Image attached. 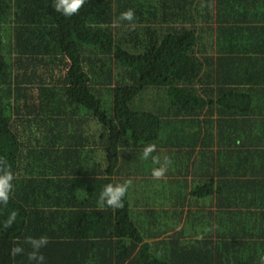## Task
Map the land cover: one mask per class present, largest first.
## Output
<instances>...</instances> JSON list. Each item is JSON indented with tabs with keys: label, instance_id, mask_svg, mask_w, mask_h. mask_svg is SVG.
I'll list each match as a JSON object with an SVG mask.
<instances>
[{
	"label": "trees",
	"instance_id": "1",
	"mask_svg": "<svg viewBox=\"0 0 264 264\" xmlns=\"http://www.w3.org/2000/svg\"><path fill=\"white\" fill-rule=\"evenodd\" d=\"M52 4L0 0V156L15 175L0 221L19 213L0 264H34L29 236L48 237L45 264H262L264 0H86L71 17ZM149 144L195 178L189 197L153 199L172 206L146 211L170 220L150 236L126 196L98 205L118 162L152 174ZM182 220L190 240L166 234ZM56 245L75 257L52 262Z\"/></svg>",
	"mask_w": 264,
	"mask_h": 264
},
{
	"label": "crops",
	"instance_id": "2",
	"mask_svg": "<svg viewBox=\"0 0 264 264\" xmlns=\"http://www.w3.org/2000/svg\"><path fill=\"white\" fill-rule=\"evenodd\" d=\"M52 83H55L54 81ZM184 148V150H186ZM85 157V155H84ZM163 163V161L161 160ZM103 164V162H101ZM193 162H174V164L171 162L167 166L168 170L165 174V176L161 179H155L152 174L149 171V165L147 166H140L139 168L133 165L132 162H118V168H117V174L115 176L116 184L118 183H124L126 181L131 180L132 184L131 187L128 189V192L126 194L127 202L129 206V211H131L139 217V215H142V219L140 221V227L139 229L146 230V234L150 236V232H153L156 227H159V225H164L170 222L169 219H162L161 217L157 219L158 215L153 214V216H149L146 214L147 210H170V207L172 206L170 201L163 203V205H158V202H153V199H162L166 198L169 199L170 194L173 195V198H176L177 194L183 193L184 196L189 197L188 192L191 189L190 184L193 182L192 180L195 179L194 177L190 176L191 174L185 175V171L187 168L191 170ZM160 165H157L156 167H159ZM150 174V175H149ZM151 180V181H150ZM177 183H180L182 187L178 188ZM188 185V190H185V185ZM167 189L163 190L165 186ZM159 193H162L161 196H158ZM177 201V200H173ZM206 210V209H203ZM186 211V208H185ZM186 212H184L185 214ZM147 217V219H146ZM136 220V219H135ZM134 220V221H135ZM137 225V223H136ZM184 220L178 225L171 227V231H168L166 234H171L172 230L177 231L181 230L184 232ZM161 227V226H160ZM152 230V231H150ZM215 230V228L212 226L209 229H206V232ZM180 239V238H179ZM184 241L190 240L191 237L188 234V232L185 235V232L183 234ZM181 240V239H180ZM145 241H149L148 239H145ZM69 242V240H68ZM74 246L72 245L71 250L66 247L61 246H55V249L53 250L50 259L54 263H61L64 262L63 260L67 258L75 257L74 252ZM115 252L113 249H107L105 251L106 258L100 259L102 252H97L96 249H92L91 251H86L83 253L86 261L88 256L96 255L97 256V262L101 263L107 258H112V255ZM131 256L122 262V264H128L131 260Z\"/></svg>",
	"mask_w": 264,
	"mask_h": 264
},
{
	"label": "clouds",
	"instance_id": "3",
	"mask_svg": "<svg viewBox=\"0 0 264 264\" xmlns=\"http://www.w3.org/2000/svg\"><path fill=\"white\" fill-rule=\"evenodd\" d=\"M86 0H53V9L65 17H71L76 15L80 9L85 5ZM201 7L211 8V4H201ZM135 12L133 9H128L120 14L119 21L132 22L135 20ZM157 149L155 144L147 145L142 151V159L148 160L150 157L153 164L160 165L152 170V176L155 179H161L165 176L168 168L167 166L171 164V160L168 157L164 158V162H161L159 156L152 155ZM15 175L11 170V165L8 163L7 158L0 156V215L3 214L4 210L7 208L9 201L14 192L13 181ZM131 180L124 183L118 184H107L102 189L98 205L101 207L108 206L111 208H123L124 207V197L126 196L128 189L131 187ZM19 213L16 210H12L7 218L0 221V231H5L12 227L17 221ZM31 246V251L28 252V260L34 262V264H45V256L42 253V249L45 248L49 239L47 236H40L34 238L29 236L26 241ZM24 249L22 247H13L11 249V256L15 257L17 255L23 254ZM262 264H264V258H262Z\"/></svg>",
	"mask_w": 264,
	"mask_h": 264
},
{
	"label": "rangeland",
	"instance_id": "4",
	"mask_svg": "<svg viewBox=\"0 0 264 264\" xmlns=\"http://www.w3.org/2000/svg\"><path fill=\"white\" fill-rule=\"evenodd\" d=\"M66 69H67V67H66ZM53 81V80H52ZM120 136H125V131L123 130V131H121V134H120ZM137 226H139L140 227V224L139 223H137ZM141 228V227H140Z\"/></svg>",
	"mask_w": 264,
	"mask_h": 264
}]
</instances>
